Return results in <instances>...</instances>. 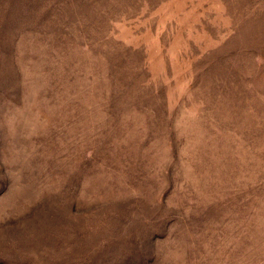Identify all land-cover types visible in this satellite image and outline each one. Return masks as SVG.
Instances as JSON below:
<instances>
[{"label":"rangeland","instance_id":"rangeland-1","mask_svg":"<svg viewBox=\"0 0 264 264\" xmlns=\"http://www.w3.org/2000/svg\"><path fill=\"white\" fill-rule=\"evenodd\" d=\"M0 264H264V0H0Z\"/></svg>","mask_w":264,"mask_h":264}]
</instances>
